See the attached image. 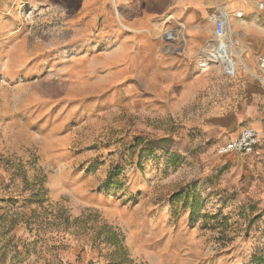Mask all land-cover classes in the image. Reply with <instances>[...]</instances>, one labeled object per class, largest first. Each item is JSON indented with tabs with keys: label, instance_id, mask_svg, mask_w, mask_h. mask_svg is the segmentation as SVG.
I'll return each mask as SVG.
<instances>
[{
	"label": "rangeland",
	"instance_id": "374dc122",
	"mask_svg": "<svg viewBox=\"0 0 264 264\" xmlns=\"http://www.w3.org/2000/svg\"><path fill=\"white\" fill-rule=\"evenodd\" d=\"M169 1L129 31L114 0H0V264H264V145L214 127L261 55L227 76Z\"/></svg>",
	"mask_w": 264,
	"mask_h": 264
},
{
	"label": "crops",
	"instance_id": "0c3cea01",
	"mask_svg": "<svg viewBox=\"0 0 264 264\" xmlns=\"http://www.w3.org/2000/svg\"><path fill=\"white\" fill-rule=\"evenodd\" d=\"M97 1L107 0H94V2ZM258 1L264 0H170L164 14L165 17H171L185 25L186 48L189 52L191 50L196 52L213 38V25L209 20L208 6L213 4L215 7L221 3L229 11H241L242 18L233 21L234 36L239 46L240 44L246 45L250 50L246 62L253 70L258 65L253 58L256 49H258L257 53L264 55V11L258 10ZM114 2L123 29L150 31L151 28L156 30L160 28L161 25L157 22V18L160 16L158 5H162V0H114ZM156 52H159L158 46ZM191 57L193 56L190 55L188 58ZM172 65L170 63V66ZM168 66L165 75L166 85L172 78H180ZM160 70L163 72V67H160ZM238 71L237 68L236 74L229 77H235ZM250 74L256 78L259 77L256 73ZM258 79L245 77L242 84L245 91L244 98L234 103L225 113L214 118V127L222 136V142L225 135L238 136L245 126H252L258 130L264 129V83Z\"/></svg>",
	"mask_w": 264,
	"mask_h": 264
},
{
	"label": "built area",
	"instance_id": "2783aa9c",
	"mask_svg": "<svg viewBox=\"0 0 264 264\" xmlns=\"http://www.w3.org/2000/svg\"><path fill=\"white\" fill-rule=\"evenodd\" d=\"M258 10L264 11V1L257 2ZM243 16L241 11H229L223 4L218 3L209 14V20L213 25V38L206 45L204 60L223 66L228 76H234L238 65L236 59L241 57L237 51L239 43L235 39L233 21ZM172 30L165 34L167 39L176 40ZM259 70L263 77L258 78L264 83V55L258 59ZM264 114V110H263ZM264 145V129L258 130L252 126H245L238 136L225 135L223 142L217 147V153L221 156L230 154H258Z\"/></svg>",
	"mask_w": 264,
	"mask_h": 264
},
{
	"label": "bare ground",
	"instance_id": "6f19581e",
	"mask_svg": "<svg viewBox=\"0 0 264 264\" xmlns=\"http://www.w3.org/2000/svg\"><path fill=\"white\" fill-rule=\"evenodd\" d=\"M174 35H175V38H176V34H175V32H174ZM236 64L238 65V60L236 59Z\"/></svg>",
	"mask_w": 264,
	"mask_h": 264
},
{
	"label": "trees",
	"instance_id": "16d2710c",
	"mask_svg": "<svg viewBox=\"0 0 264 264\" xmlns=\"http://www.w3.org/2000/svg\"><path fill=\"white\" fill-rule=\"evenodd\" d=\"M172 143L174 144L173 140H172ZM109 178V177H108Z\"/></svg>",
	"mask_w": 264,
	"mask_h": 264
}]
</instances>
